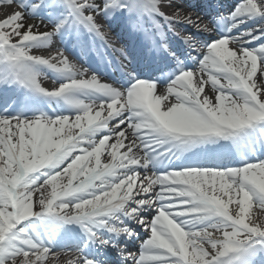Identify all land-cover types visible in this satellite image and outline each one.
<instances>
[{
  "label": "snow or ice",
  "instance_id": "snow-or-ice-1",
  "mask_svg": "<svg viewBox=\"0 0 264 264\" xmlns=\"http://www.w3.org/2000/svg\"><path fill=\"white\" fill-rule=\"evenodd\" d=\"M0 4L19 9L0 20V264H264V0L207 22L178 0ZM109 19L158 75L106 83L69 59L66 40L128 60Z\"/></svg>",
  "mask_w": 264,
  "mask_h": 264
},
{
  "label": "bare ground",
  "instance_id": "bare-ground-1",
  "mask_svg": "<svg viewBox=\"0 0 264 264\" xmlns=\"http://www.w3.org/2000/svg\"><path fill=\"white\" fill-rule=\"evenodd\" d=\"M214 2L216 3V1H214V0H206V1L200 0L199 4L201 3L200 4L201 7H204V8L211 10V9H213L212 4ZM237 2H238V0H236L231 5H228L227 10L225 11L226 16L230 13V11L233 9V5H235ZM178 6L183 10L181 13L182 15H190L193 18L196 17V15L193 12H191L188 8L184 7L181 3L178 2ZM16 10H18V9H16ZM164 10L168 13L172 12V10L168 9V8H164ZM13 11H15V10L12 7H9L6 4H0V19L5 18L7 15L11 14ZM214 13H215V11H213L211 13L212 14L211 18L213 17ZM38 19H39V17H37L36 19L30 20L29 22L30 23H36ZM46 19L47 18H45V20ZM202 21H204V20H202ZM100 23L104 24V20L100 21ZM181 29H183L184 31H186L190 34L194 32V29L187 28L186 26L181 27ZM104 30H105V27H104ZM59 47H62V45H61L60 41L57 40L55 48H59ZM55 48L53 49V52H52L53 55L55 54ZM41 54H43L46 58L49 55V53L47 51H45ZM65 54L66 55L68 54L69 56H71L74 59L76 58L75 53L70 51L69 45H67V50H66ZM75 60H77V59H75ZM103 82L108 83L107 80H103ZM42 84L45 85L44 87H47L49 89H52L55 86L54 82H48V81H42ZM206 91H209V89H206ZM209 94H211L210 91H209ZM252 216L256 222L264 225V211H261L259 209L254 208L252 211ZM142 235H143V233H142ZM216 235L219 236L221 234L217 233ZM139 247L132 244L129 246V250L131 252H138ZM77 255H78V252H75V251L60 252L56 256H50V259L47 262V264H70V261H72ZM113 255H114V253H109V255L107 257H105V259H107L110 262V264H115V261L118 259L116 257H113Z\"/></svg>",
  "mask_w": 264,
  "mask_h": 264
},
{
  "label": "rangeland",
  "instance_id": "rangeland-1",
  "mask_svg": "<svg viewBox=\"0 0 264 264\" xmlns=\"http://www.w3.org/2000/svg\"><path fill=\"white\" fill-rule=\"evenodd\" d=\"M14 10H16V9H18L16 6H14L13 5V7H12ZM4 18H1L0 20H3ZM46 23H48V22H46ZM41 30L43 31V30H50V26H49V29H44L43 27L41 28Z\"/></svg>",
  "mask_w": 264,
  "mask_h": 264
}]
</instances>
